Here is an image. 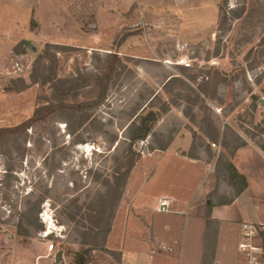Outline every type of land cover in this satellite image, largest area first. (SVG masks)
I'll return each mask as SVG.
<instances>
[{
  "label": "rangeland",
  "instance_id": "374dc122",
  "mask_svg": "<svg viewBox=\"0 0 264 264\" xmlns=\"http://www.w3.org/2000/svg\"><path fill=\"white\" fill-rule=\"evenodd\" d=\"M47 44L62 49L48 48L53 57L40 59ZM108 54L123 68L112 74L103 100L84 111L81 127L67 112L0 142V264H130L122 257V234L135 213V189L125 190L163 158L154 148L176 139L180 156L189 146L184 154L199 158L214 181L211 194L228 198L230 152L241 143L264 145V0H0V128L19 125L46 105L57 80L100 74ZM15 62L25 70L9 74ZM31 74L52 81L32 84ZM214 81L215 90L194 102L199 86ZM93 83L66 103L93 101ZM149 112L156 120L144 122L150 133L131 148L136 162L112 207L110 232L104 242L96 236L102 249L91 247L99 200H107L125 170L127 128ZM207 118L218 131L216 145L205 142L204 133H212ZM168 162H160L159 172ZM166 176L172 182L174 175ZM176 204L171 200L170 213L180 210ZM110 211L105 207V220ZM20 214L33 223L28 236L16 233ZM150 244V258L171 253Z\"/></svg>",
  "mask_w": 264,
  "mask_h": 264
},
{
  "label": "crops",
  "instance_id": "0c3cea01",
  "mask_svg": "<svg viewBox=\"0 0 264 264\" xmlns=\"http://www.w3.org/2000/svg\"><path fill=\"white\" fill-rule=\"evenodd\" d=\"M178 143L174 139L164 150L154 148L152 154L161 153L163 158L156 162L147 177H144L145 171L140 170L136 182L127 184L130 189L126 188V195L131 184L135 189V213L124 224L122 244L126 249L122 257L128 255L132 259L130 264H201L209 220L217 225L211 264H235L240 225H264V149L247 142L235 150L229 161L245 178L247 187L235 196L229 186L231 196L221 198L223 194H211L214 181L197 164L199 158L184 154L189 146L179 149L182 155L176 153ZM167 160V166L159 172L156 167ZM166 174L174 175L172 182L166 179L170 178ZM157 184L160 187L156 188ZM161 198L178 203L180 210L168 214L155 212ZM209 239L212 242L211 236ZM151 240L153 245L168 246L171 253L150 258L147 248Z\"/></svg>",
  "mask_w": 264,
  "mask_h": 264
},
{
  "label": "trees",
  "instance_id": "16d2710c",
  "mask_svg": "<svg viewBox=\"0 0 264 264\" xmlns=\"http://www.w3.org/2000/svg\"><path fill=\"white\" fill-rule=\"evenodd\" d=\"M223 4L227 2V0H222ZM226 22V16L222 13L219 23L220 25H223ZM55 48V49H62L59 48V46H53V45H46V49L43 51L42 56H40V59H51L53 56L48 53V48ZM120 68H123V65L120 61V59L114 55V54H108L106 58V63L104 68H102V71L100 74L92 76V77H78L75 79H66V80H57L56 82L50 84V89L52 90V94L50 96L49 101L46 102V105H41L38 106L32 116L25 120L24 122L20 123L19 125L12 127V128H0V142L7 141L11 136H22L26 135V131L33 127L34 125L38 124L39 122L44 121L48 116H53V115H61L67 112H70L71 115H74L76 120L74 121L75 127H81V125L88 120V114L85 113L84 111L89 110L92 107L97 106L104 98L105 92L108 87V83L111 79L112 74L116 73ZM49 70L51 72V67H49ZM43 71L47 72L46 69H43ZM217 74L215 75V77ZM221 77L223 75L220 74ZM214 77V79H215ZM40 80L34 75L31 74L30 76V81L32 84H40L44 86L45 84H49L52 81V77L50 76H45L42 74L40 76ZM218 78V77H217ZM174 79V78H171ZM170 79V80H171ZM207 79V78H206ZM93 80V88L94 90L97 91V96L93 101L79 104V105H71L66 103V100L68 98L75 99L78 95L79 89H82L86 86L90 85V82ZM223 81V80H222ZM22 89L24 90L26 86H24V83L22 81ZM216 81H214V86H209L208 82H205L203 85L199 86L198 88V93L196 96V100L194 102H198L197 100L198 95L206 96L208 95V91L210 89L215 90V85ZM168 107H162L161 112L166 113L168 111ZM210 123V128L212 130L211 134H206L204 133V138L206 139L205 142L209 144H214L216 145L218 143V131L214 127V125L209 121L207 118L204 120V122ZM71 126L69 125V129L71 130ZM150 133L149 128L147 127L146 123L144 122H139L138 124H130L129 127L127 128V141H128V147H127V154H126V162H125V170L119 174V178H115L116 180V186H109V189L107 192L109 193L107 200H99V205L97 207L96 214H98L97 218H93L92 220V228L91 231H93V243L91 247H94L96 249H102V245L98 244L96 236L99 234L102 235L103 242L105 241L107 235L110 232V227H111V220L113 217V208L114 203L119 200L121 197L122 190L125 187L128 175L130 171L133 169L135 162H136V155L134 152H132L131 148L132 146L137 142V141H143ZM245 145V143H241L237 145L231 152L230 156L232 157L235 150L239 147H242ZM221 147L225 148L226 143L222 142L220 144ZM261 148L264 149V145L261 146ZM160 150H164L165 147H160L158 148ZM5 155H7L6 149L4 150ZM225 174L224 177L226 178L227 184L233 189V193L235 196L239 195L241 192H243L246 187L247 183L245 178L240 175L234 166L231 164V162L228 160L227 163L225 164ZM110 206V213L107 217V220L104 219V211L105 207ZM207 215H209V208L207 210ZM34 220V219H33ZM36 220V218H35ZM30 225H33L32 221L29 220V217L25 214H20L18 218V224L16 226V233L19 236H28L29 231L26 228L27 226L29 227ZM101 226L103 228H101ZM40 227V226H39ZM216 228L217 225L216 223H212L209 220L206 222V231L204 233V248H203V254H202V259H201V264H211L213 261V256H214V244H215V236H216ZM86 236V233L83 234V237ZM210 236L212 237V242L209 239ZM84 241V240H83ZM85 245L86 243L83 242ZM86 253L88 252L85 251ZM77 264H84V262L81 259L77 260Z\"/></svg>",
  "mask_w": 264,
  "mask_h": 264
},
{
  "label": "built area",
  "instance_id": "2783aa9c",
  "mask_svg": "<svg viewBox=\"0 0 264 264\" xmlns=\"http://www.w3.org/2000/svg\"><path fill=\"white\" fill-rule=\"evenodd\" d=\"M180 65L190 68V62L180 60ZM25 70V66L21 62H15L11 72L19 74ZM171 200L161 198L158 200L156 211L158 213H170ZM44 235H47L44 233ZM53 244L48 246V251H52ZM165 251H169V247H161ZM235 264H264V225L263 224H247L240 225V240L237 245V259Z\"/></svg>",
  "mask_w": 264,
  "mask_h": 264
},
{
  "label": "water",
  "instance_id": "95a60500",
  "mask_svg": "<svg viewBox=\"0 0 264 264\" xmlns=\"http://www.w3.org/2000/svg\"><path fill=\"white\" fill-rule=\"evenodd\" d=\"M261 103V102H260ZM154 121L156 120V116L154 115L153 112H149L143 119H142V122H145V121Z\"/></svg>",
  "mask_w": 264,
  "mask_h": 264
}]
</instances>
